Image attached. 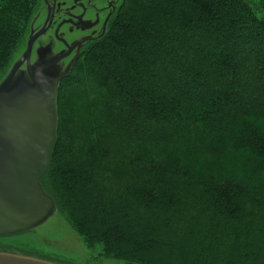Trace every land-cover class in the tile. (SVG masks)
<instances>
[{"label": "trees", "instance_id": "trees-1", "mask_svg": "<svg viewBox=\"0 0 264 264\" xmlns=\"http://www.w3.org/2000/svg\"><path fill=\"white\" fill-rule=\"evenodd\" d=\"M40 2L0 0V81ZM252 2L124 0L61 83L41 184L100 257L264 264V16Z\"/></svg>", "mask_w": 264, "mask_h": 264}, {"label": "water", "instance_id": "water-1", "mask_svg": "<svg viewBox=\"0 0 264 264\" xmlns=\"http://www.w3.org/2000/svg\"><path fill=\"white\" fill-rule=\"evenodd\" d=\"M47 1L0 81V237L35 231L58 212L41 179L57 145L60 85L87 45L106 36L124 0H95L99 11L82 0H52L46 8ZM100 14L106 15L102 26ZM0 264L58 263L0 252Z\"/></svg>", "mask_w": 264, "mask_h": 264}, {"label": "rangeland", "instance_id": "rangeland-1", "mask_svg": "<svg viewBox=\"0 0 264 264\" xmlns=\"http://www.w3.org/2000/svg\"><path fill=\"white\" fill-rule=\"evenodd\" d=\"M264 0H253L252 5L257 16H264ZM23 45L18 49L14 56L13 62L17 59ZM252 55V54H250ZM239 54V61L246 65L249 62L248 68H253L252 57L243 59ZM252 85H255L252 83ZM243 98H251L253 102L261 99V94L257 95L253 92L242 93ZM191 133H193L191 131ZM194 137L197 134L194 133ZM209 140V138H207ZM0 246L15 250H34L36 253L52 258L53 261L63 264H126L116 260L100 257L102 246H97L95 250H89L82 238L72 229L62 213L57 212L45 225L35 231L23 233L19 235L1 237Z\"/></svg>", "mask_w": 264, "mask_h": 264}, {"label": "flooded vegetation", "instance_id": "flooded-vegetation-1", "mask_svg": "<svg viewBox=\"0 0 264 264\" xmlns=\"http://www.w3.org/2000/svg\"><path fill=\"white\" fill-rule=\"evenodd\" d=\"M51 1L52 0H48L47 1V3H46V5H45V3H44V6L47 8V6H52L53 5V3H51ZM82 1H84V4L86 5V6H88L89 8H91L92 6L93 7H95V9L97 10V11H99V10H101L102 9V7H99V5H98V3L97 2H95V0H82ZM61 2H65V0H61ZM50 4V5H49ZM45 8V9H46ZM89 10V9H88ZM96 14V13H95ZM94 14V15H95ZM108 13H106V15H107ZM106 15H104V16H102L101 14H100V19H101V26H102V23H103V21L105 20V18H106ZM101 26L99 27V31L101 30ZM10 250H12V249H9V248H6V247H3V246H0V251H4V252H11Z\"/></svg>", "mask_w": 264, "mask_h": 264}]
</instances>
